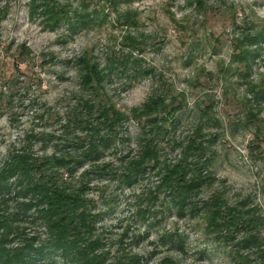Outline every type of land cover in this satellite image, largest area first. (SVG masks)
Wrapping results in <instances>:
<instances>
[{
	"label": "rangeland",
	"instance_id": "rangeland-1",
	"mask_svg": "<svg viewBox=\"0 0 264 264\" xmlns=\"http://www.w3.org/2000/svg\"><path fill=\"white\" fill-rule=\"evenodd\" d=\"M20 46L29 51L24 62L16 58ZM84 53L101 66L123 55L135 61L107 82L117 108H139L151 96L175 107L158 142L160 163L196 161L168 145L190 139L208 163L189 199L197 211L170 206L152 163L132 175L123 170L140 149L133 121L122 131L126 140L101 148L98 160L63 170L92 202L97 264H262L253 244L264 252V0H0V167L27 146L38 157L81 154L78 140L87 134L66 121L77 111ZM12 75L15 87L4 94ZM37 133L45 141L30 138ZM210 198L247 213L228 240L224 230L214 235L201 211ZM8 210L16 211L13 201ZM29 219L25 234L45 238Z\"/></svg>",
	"mask_w": 264,
	"mask_h": 264
},
{
	"label": "trees",
	"instance_id": "trees-1",
	"mask_svg": "<svg viewBox=\"0 0 264 264\" xmlns=\"http://www.w3.org/2000/svg\"><path fill=\"white\" fill-rule=\"evenodd\" d=\"M28 53L26 47L20 46L16 56L18 62H24L29 56ZM129 60L123 55L117 59H108L101 66L98 61L86 56V53L77 60L81 92L77 111L67 119L66 128H79L87 134L84 142L78 140L77 145L81 146L78 149H83L78 157L76 151L68 149L58 156L38 157L33 154L31 146H27L9 153L2 161L0 264H44L56 258L69 264H97L99 256L93 251L98 240H90L92 223L96 218V215L88 211L92 202L85 198L84 187L79 185L74 188L65 182L63 170L72 174L75 170L73 165L82 164L86 158L98 160L101 148H107L117 140L125 141L121 134L129 121L139 125L140 149L136 158L123 165V170L127 169V173L132 175L140 172L141 168L154 165L155 169L160 170L161 187L171 198L170 206H175L177 211L186 206L193 211L198 210L196 204L189 199L200 192L204 180L201 170L206 169L208 164L200 160L203 149L198 139H190L188 146L168 140L171 150L182 149V157H194L196 161L188 163L184 157L182 161L163 160L160 163L158 159L161 148L158 142L169 133L166 123L168 118L173 117L172 110L175 107L168 108L165 101L151 96L141 107L124 111L116 107L108 94L106 85L113 76V71L123 72L128 63H135L134 60ZM15 64V72L18 73L20 68H17L18 63ZM4 80V94H9L17 79L12 75ZM8 103L10 105L9 100ZM39 119H43V115ZM30 138L33 141H45L46 137L43 133H37ZM12 201L16 205V211L9 212V203ZM208 201L203 203L201 211H208L211 231L215 236L220 235L223 230L226 231L222 239L228 240L231 230L244 224L247 216L244 214L247 213L230 209L222 202L216 203L214 198ZM27 218H30L31 224L44 227L45 238L25 234L22 221ZM251 241L245 240L246 244ZM253 245L259 250V261L264 264V252H261L258 243Z\"/></svg>",
	"mask_w": 264,
	"mask_h": 264
}]
</instances>
